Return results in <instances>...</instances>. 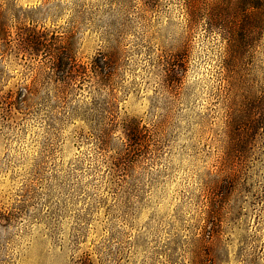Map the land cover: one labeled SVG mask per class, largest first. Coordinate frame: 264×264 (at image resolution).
I'll use <instances>...</instances> for the list:
<instances>
[{
  "label": "rangeland",
  "instance_id": "obj_1",
  "mask_svg": "<svg viewBox=\"0 0 264 264\" xmlns=\"http://www.w3.org/2000/svg\"><path fill=\"white\" fill-rule=\"evenodd\" d=\"M0 210V264H264V0H0Z\"/></svg>",
  "mask_w": 264,
  "mask_h": 264
},
{
  "label": "trees",
  "instance_id": "obj_2",
  "mask_svg": "<svg viewBox=\"0 0 264 264\" xmlns=\"http://www.w3.org/2000/svg\"><path fill=\"white\" fill-rule=\"evenodd\" d=\"M37 44H38V46H42V45H43L42 40L38 39V40H37ZM57 60H58L59 62H63V59H57ZM58 61H57V62H58ZM57 62H56V63H57ZM59 62H58V63H59ZM58 63H57V64H58ZM62 64L64 65L65 63H62ZM130 133H131V132H130ZM129 137H130V136H129ZM4 217L7 218V216H6V215L0 210V222H1V220H3Z\"/></svg>",
  "mask_w": 264,
  "mask_h": 264
}]
</instances>
